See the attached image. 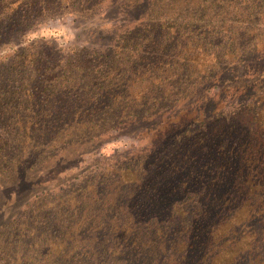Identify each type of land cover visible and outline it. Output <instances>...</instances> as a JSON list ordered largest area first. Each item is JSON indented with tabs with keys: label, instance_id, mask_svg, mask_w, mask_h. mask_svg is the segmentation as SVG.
<instances>
[{
	"label": "rangeland",
	"instance_id": "1",
	"mask_svg": "<svg viewBox=\"0 0 264 264\" xmlns=\"http://www.w3.org/2000/svg\"><path fill=\"white\" fill-rule=\"evenodd\" d=\"M51 7L0 47V264H20L3 233L16 221L24 224L37 196L137 159L168 141L196 107L206 116L231 113L264 89V68L251 63L264 57V0H60ZM31 42H46L52 53L70 58L63 75L61 63L50 65L61 83L44 92L50 101L43 108L24 98L34 79L26 76L28 69L4 64ZM106 54L111 70L102 81L93 67ZM76 58L92 67L78 71ZM147 82L152 90L145 92ZM179 86L189 90L177 92ZM161 87L172 91L156 109L147 96L165 93ZM13 90L20 94L5 93ZM74 97L76 105H65ZM95 99L97 111L67 125L28 118L37 109L53 116L83 111ZM160 119L168 122L159 127ZM32 149L36 153L29 156Z\"/></svg>",
	"mask_w": 264,
	"mask_h": 264
},
{
	"label": "trees",
	"instance_id": "2",
	"mask_svg": "<svg viewBox=\"0 0 264 264\" xmlns=\"http://www.w3.org/2000/svg\"><path fill=\"white\" fill-rule=\"evenodd\" d=\"M59 2L0 0V47ZM52 51L46 42H31L4 58L5 65L22 66L28 79L34 78L24 97L32 107L49 105L44 92L58 87L55 70L63 75L68 66L70 58ZM102 58L93 76L103 81L111 64L107 54ZM255 59L251 63L264 68V57ZM74 62L78 71L92 67L84 59ZM184 67L179 70L186 72ZM141 88L152 90L149 82ZM160 89L165 93L147 96L156 109L172 91ZM187 90L179 86L176 91ZM259 92L231 113L206 116L196 107L184 114L181 128L168 141L144 149L137 159L37 196L24 224L16 221L3 233L15 257L20 264H264V89ZM72 100L76 105L75 97L65 105ZM90 103L91 110L71 108L53 116L39 108L27 116L33 124L67 125L83 118V112L98 110L96 99ZM35 153L32 149L29 156Z\"/></svg>",
	"mask_w": 264,
	"mask_h": 264
}]
</instances>
